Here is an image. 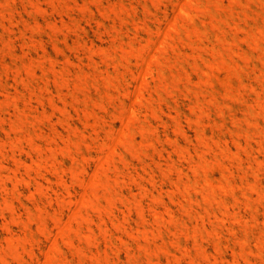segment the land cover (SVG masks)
I'll list each match as a JSON object with an SVG mask.
<instances>
[{
    "label": "rangeland",
    "instance_id": "1",
    "mask_svg": "<svg viewBox=\"0 0 264 264\" xmlns=\"http://www.w3.org/2000/svg\"><path fill=\"white\" fill-rule=\"evenodd\" d=\"M0 264H264V0H0Z\"/></svg>",
    "mask_w": 264,
    "mask_h": 264
},
{
    "label": "bare ground",
    "instance_id": "2",
    "mask_svg": "<svg viewBox=\"0 0 264 264\" xmlns=\"http://www.w3.org/2000/svg\"><path fill=\"white\" fill-rule=\"evenodd\" d=\"M136 112V111H135Z\"/></svg>",
    "mask_w": 264,
    "mask_h": 264
}]
</instances>
